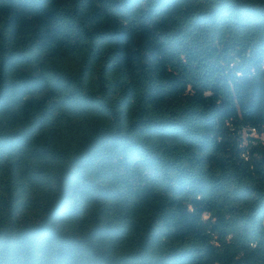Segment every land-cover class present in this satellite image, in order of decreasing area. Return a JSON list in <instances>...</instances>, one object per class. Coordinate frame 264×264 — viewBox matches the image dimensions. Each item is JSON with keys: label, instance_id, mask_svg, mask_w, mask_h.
<instances>
[{"label": "trees", "instance_id": "1", "mask_svg": "<svg viewBox=\"0 0 264 264\" xmlns=\"http://www.w3.org/2000/svg\"><path fill=\"white\" fill-rule=\"evenodd\" d=\"M0 264H264V0H0Z\"/></svg>", "mask_w": 264, "mask_h": 264}, {"label": "built area", "instance_id": "2", "mask_svg": "<svg viewBox=\"0 0 264 264\" xmlns=\"http://www.w3.org/2000/svg\"><path fill=\"white\" fill-rule=\"evenodd\" d=\"M253 135H255V130H253Z\"/></svg>", "mask_w": 264, "mask_h": 264}]
</instances>
